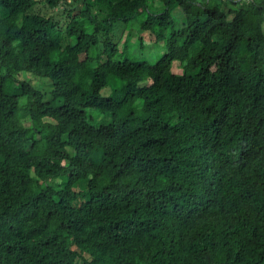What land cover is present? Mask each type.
Here are the masks:
<instances>
[{
    "label": "trees",
    "instance_id": "16d2710c",
    "mask_svg": "<svg viewBox=\"0 0 264 264\" xmlns=\"http://www.w3.org/2000/svg\"><path fill=\"white\" fill-rule=\"evenodd\" d=\"M149 1L0 0V264H264V0Z\"/></svg>",
    "mask_w": 264,
    "mask_h": 264
},
{
    "label": "rangeland",
    "instance_id": "374dc122",
    "mask_svg": "<svg viewBox=\"0 0 264 264\" xmlns=\"http://www.w3.org/2000/svg\"><path fill=\"white\" fill-rule=\"evenodd\" d=\"M68 2H70L72 4V6H76V7L81 6V0H67V3H65V5L68 4ZM161 2H163V1L162 0H155V2L149 1L148 3L150 5L158 7V6H161V4H160ZM248 3H249V0H240V4L238 6H241V5L247 6ZM63 5H64V3L59 5L57 8H54V7L47 6V4H45V0H40V7L43 9L42 11L44 13H46L47 15L54 14L56 16V18L60 21L65 20V17L63 16V11H64ZM171 13L175 19L179 20L180 23L184 22L185 10L180 3H176L174 5V7L171 9ZM65 15H67V14H65ZM115 30H116L115 31V37L119 38V40L121 41L120 45L122 47H125L128 45V43L126 44V42H127L128 36H129V31H131L132 36H131V41L129 42V46L133 42V46L131 48L132 52L138 56L146 55L149 59L154 58V55H155V47H154L155 34L152 33L150 30L142 31L141 26H140V21L132 20L130 23H128L126 25L117 24ZM145 32H146V34L144 36L145 40H144V42H142L140 37ZM159 52L160 51L158 50L157 53H159ZM130 54H132V53L130 52ZM182 68H183V66L180 64L179 61L174 62V65H173V71L174 72L182 73ZM34 77H36V78H34ZM20 78L26 79V80L30 79V80H33V82H37V83H35V85L41 87L46 92V95L49 96V91H50V87H51L49 78H43L40 76H32L31 73H27V74L21 73ZM43 84H46V85L42 86ZM110 92H111V85H108L107 87H105L102 90L103 95H107ZM87 117L89 119H92L94 124L98 125L101 123V121L105 117V114L102 112H99L96 108H88ZM56 181L61 182L60 179H57Z\"/></svg>",
    "mask_w": 264,
    "mask_h": 264
}]
</instances>
